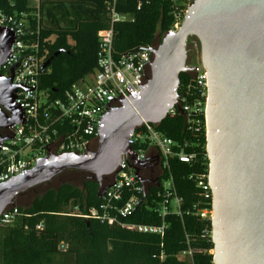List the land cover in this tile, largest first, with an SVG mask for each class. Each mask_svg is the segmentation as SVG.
<instances>
[{
	"label": "water",
	"instance_id": "obj_1",
	"mask_svg": "<svg viewBox=\"0 0 264 264\" xmlns=\"http://www.w3.org/2000/svg\"><path fill=\"white\" fill-rule=\"evenodd\" d=\"M190 37L199 41L198 58L209 81L206 148L213 261L264 264V0H194L179 30L168 31L152 48L150 75L140 97L108 111L97 150L39 158L26 174L0 184V215L19 194L68 170L92 174L101 198L110 186L103 180L115 179L123 156H135L129 140L136 128L144 121L159 125L174 106L183 114L180 75L189 70ZM14 41V33L0 27V65ZM64 50L43 62L42 73ZM18 88L12 76L0 74V144L2 130L24 120L16 103Z\"/></svg>",
	"mask_w": 264,
	"mask_h": 264
},
{
	"label": "built area",
	"instance_id": "obj_2",
	"mask_svg": "<svg viewBox=\"0 0 264 264\" xmlns=\"http://www.w3.org/2000/svg\"><path fill=\"white\" fill-rule=\"evenodd\" d=\"M58 0H28L26 8L19 9L16 2L10 4L12 11L0 5V27L13 32L15 41L11 53L0 65V74L12 76L18 86L16 103L24 112V120L2 130L4 139L0 144V184L26 174L39 158L51 155H85L94 142H98L110 109L130 104L140 97L150 75L153 59L151 47L118 55L115 52V23L130 19L129 14L117 10L116 0L108 5L109 26L98 31L97 67L95 71L76 81L58 98L40 87L42 54L41 36L45 28L44 5ZM172 8L173 25L177 31L194 0H166ZM169 30V31H170ZM189 79L179 87V104L186 116L188 128L194 133L207 129V101L209 96L208 72L199 58L187 61ZM14 68V69H13ZM13 69V71H12ZM182 86V89H180ZM182 113L177 106L168 115ZM157 125L144 121L130 136V145L135 156L125 155L115 179L101 197L100 204L92 208L86 218H98L110 225H120L138 232L164 236L169 214L182 215V197L177 193L170 159L178 158L183 163L207 166L203 171H193L201 202L195 205L201 219L213 216V192L209 180V155L198 150L188 151L190 143L177 144L163 135ZM159 163L161 172L147 180L152 164ZM134 166L138 167V175ZM144 179V182L138 177ZM158 181V182H157ZM152 187V208L162 219L160 224H136L121 219L135 213L147 198ZM16 205L8 207L0 215V224H11L19 214ZM212 235L206 230L205 236ZM193 249L179 254L180 259H191ZM214 254V248L210 250ZM214 264V261H213Z\"/></svg>",
	"mask_w": 264,
	"mask_h": 264
},
{
	"label": "trees",
	"instance_id": "obj_3",
	"mask_svg": "<svg viewBox=\"0 0 264 264\" xmlns=\"http://www.w3.org/2000/svg\"><path fill=\"white\" fill-rule=\"evenodd\" d=\"M112 1L45 3V28L40 34L44 61L65 49L53 58L40 78V87L51 98L61 97L73 83L95 71L98 31L109 26L108 5ZM12 2L19 9L28 4V0H0V5L12 11ZM116 7L131 16L115 23L114 48L118 55L158 46L174 22L166 0H116ZM191 43L200 50L195 37L188 39V47ZM180 78L183 85L189 76L182 73ZM156 129L179 145L188 141V151H206L205 129L200 133L191 131L186 116L180 112L168 115ZM206 167L183 163L176 157L170 159V172L182 197V215L166 217L168 227L163 237L86 218L101 202L98 183L88 172H84L89 176L82 186L66 180L50 185L27 207L15 202L20 210L16 219L9 225L0 224V264H213L212 235L205 236L207 229L212 230V223L195 214L201 197L195 181L189 178L191 172ZM156 190L152 187L135 213L121 220L160 224L162 219L152 208ZM62 244L65 249H61ZM190 248L194 250L191 259H180L179 254Z\"/></svg>",
	"mask_w": 264,
	"mask_h": 264
},
{
	"label": "rangeland",
	"instance_id": "obj_4",
	"mask_svg": "<svg viewBox=\"0 0 264 264\" xmlns=\"http://www.w3.org/2000/svg\"><path fill=\"white\" fill-rule=\"evenodd\" d=\"M195 42V41H194ZM190 50H189V56L187 61H194L198 59V50H196L192 43L190 44ZM89 175L85 174L84 171L79 170H68L63 172L58 178L55 179L54 183H51L49 185L55 186L57 183H59L62 180L70 181L72 183H75L78 186H82L83 180L87 178ZM47 186H42L41 189H39V193L41 194L44 190H46ZM33 193L29 195H18L16 198V205H22L24 207H27L32 200L34 199Z\"/></svg>",
	"mask_w": 264,
	"mask_h": 264
},
{
	"label": "flooded vegetation",
	"instance_id": "obj_5",
	"mask_svg": "<svg viewBox=\"0 0 264 264\" xmlns=\"http://www.w3.org/2000/svg\"><path fill=\"white\" fill-rule=\"evenodd\" d=\"M188 48L190 50V47H188ZM97 148H98V142H94V144L90 147V152L96 151ZM160 172H161V166H160V164L159 163L152 164L151 167L149 168L148 172H147L146 179L147 180H152V178H155L156 176H158L160 174ZM56 178H58V177H56ZM56 178H54V179H56ZM111 180H112V176H107L103 180V183L104 184H108ZM51 181H48V182L43 183V184H40V185H38V186H36V187L28 190V191H25V192L19 194V195H29V194H32L33 193V195H34L33 197L35 198L39 194V192H40L39 189H41L42 186H47L48 185V187H49L50 186L49 184H50Z\"/></svg>",
	"mask_w": 264,
	"mask_h": 264
}]
</instances>
